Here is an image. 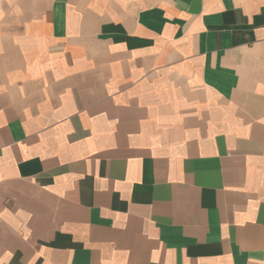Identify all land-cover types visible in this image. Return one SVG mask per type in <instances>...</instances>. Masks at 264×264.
Returning a JSON list of instances; mask_svg holds the SVG:
<instances>
[{"label":"crops","instance_id":"obj_1","mask_svg":"<svg viewBox=\"0 0 264 264\" xmlns=\"http://www.w3.org/2000/svg\"><path fill=\"white\" fill-rule=\"evenodd\" d=\"M0 264H264V0H0Z\"/></svg>","mask_w":264,"mask_h":264}]
</instances>
